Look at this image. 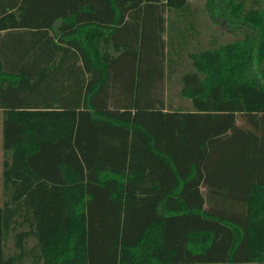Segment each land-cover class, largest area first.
<instances>
[{
	"label": "trees",
	"instance_id": "obj_1",
	"mask_svg": "<svg viewBox=\"0 0 264 264\" xmlns=\"http://www.w3.org/2000/svg\"><path fill=\"white\" fill-rule=\"evenodd\" d=\"M227 2L204 45L190 0H0V264H264V0Z\"/></svg>",
	"mask_w": 264,
	"mask_h": 264
},
{
	"label": "rangeland",
	"instance_id": "obj_2",
	"mask_svg": "<svg viewBox=\"0 0 264 264\" xmlns=\"http://www.w3.org/2000/svg\"><path fill=\"white\" fill-rule=\"evenodd\" d=\"M192 6L197 9V23L201 26V32L198 39L207 45L214 37L217 39V43L225 45L235 40L244 39L246 32L239 29V24H243L241 21L232 19L229 15V10L226 5L229 2L221 1L216 8L211 7L210 0H190ZM232 20H231V19ZM237 24H233L236 23ZM176 87V88H175ZM174 93L179 90V85L175 84ZM179 98H176L177 101ZM2 118L3 114L0 111V205L3 203L4 195L2 189L3 183V133H2Z\"/></svg>",
	"mask_w": 264,
	"mask_h": 264
}]
</instances>
